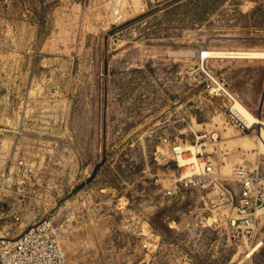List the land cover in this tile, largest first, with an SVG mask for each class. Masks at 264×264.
<instances>
[{
	"label": "rangeland",
	"instance_id": "rangeland-1",
	"mask_svg": "<svg viewBox=\"0 0 264 264\" xmlns=\"http://www.w3.org/2000/svg\"><path fill=\"white\" fill-rule=\"evenodd\" d=\"M209 50L264 53V0H0V236L45 218L67 264H264V213L227 225L264 58Z\"/></svg>",
	"mask_w": 264,
	"mask_h": 264
},
{
	"label": "built area",
	"instance_id": "built-area-1",
	"mask_svg": "<svg viewBox=\"0 0 264 264\" xmlns=\"http://www.w3.org/2000/svg\"><path fill=\"white\" fill-rule=\"evenodd\" d=\"M224 85V81H215L209 92L231 101V96L223 90ZM228 116L230 121L243 128L230 112ZM176 147L173 151L179 154ZM232 174L238 182V191L234 210L227 220L230 236L251 240L256 220L264 213V160L258 161L253 168L236 166ZM54 231L50 220L41 218L24 226L13 237L0 236V264H67Z\"/></svg>",
	"mask_w": 264,
	"mask_h": 264
},
{
	"label": "bare ground",
	"instance_id": "bare-ground-1",
	"mask_svg": "<svg viewBox=\"0 0 264 264\" xmlns=\"http://www.w3.org/2000/svg\"><path fill=\"white\" fill-rule=\"evenodd\" d=\"M237 52V51H236ZM199 55L197 56L198 58H199V60L202 62V60L204 59V58H207V57H236V58H254V57H257V58H259V57H263L264 58V53H260V52H258V51H252V52H246V51H240V52H237V53H233L232 51H226L225 52V50L224 51H222L221 52V50L220 51H212V50H209V51H202V52H200V53H198ZM196 57V56H195ZM215 88H213V90H214ZM223 90L225 91V89L223 88ZM236 102V101H235ZM232 110H233V112L235 111L237 114H239L238 116H240L241 114H243L244 116H245V118H244V120H245V122H249L248 124L250 125V123L251 122H253V123H257L258 124V122H259V120H255V119H253L252 118V116L250 117L249 116V114L248 115H245V113H243L244 111H243V109H242V107H241V105L239 106L238 104H233V106H232V108H231ZM230 112V111H229ZM234 112V113H235ZM239 112H241V114L239 113ZM246 112V111H245ZM247 113V112H246ZM231 115H233L232 113H231ZM234 117H235V115H233ZM237 116V115H236ZM236 118V117H235ZM243 118V117H242ZM237 119V118H236ZM238 120V119H237ZM239 121V120H238ZM241 122H242V120H241ZM241 122H239L240 124H241ZM243 124H244V122H242ZM243 124H241L242 126H243ZM256 124V125H257ZM244 127V126H243ZM263 131L260 129V138L262 139L263 137H264V133H262ZM264 140V139H263ZM263 143V142H262ZM261 143V144H262ZM263 147H264V144H263ZM178 147H176V149H177ZM178 150V152H179V149H177ZM177 156H178V154H177ZM183 157V156H182ZM182 159V158H181ZM180 159V160H181ZM187 159V158H186ZM182 161V163H183V159L181 160ZM185 161V160H184ZM189 162H192L191 160L190 161H188L187 162V160L183 163L184 165H182L183 167H184V171H187V172H185V174L186 173H188V171H191V164L189 163ZM194 162V161H193ZM192 172V171H191ZM258 214V213H257ZM259 218V217H258ZM255 228V227H254ZM264 242V241H263ZM260 243V242H259ZM256 249H257V246H256ZM254 250V249H253ZM254 252V251H253ZM249 253V252H248ZM251 253H252V249H251ZM247 255H250V253L249 254H247ZM247 257V256H246Z\"/></svg>",
	"mask_w": 264,
	"mask_h": 264
},
{
	"label": "water",
	"instance_id": "water-1",
	"mask_svg": "<svg viewBox=\"0 0 264 264\" xmlns=\"http://www.w3.org/2000/svg\"><path fill=\"white\" fill-rule=\"evenodd\" d=\"M261 99H262V94H261L260 101H259V105H258L257 116H259V108H260V104H261ZM262 240L264 241V237H263Z\"/></svg>",
	"mask_w": 264,
	"mask_h": 264
},
{
	"label": "crops",
	"instance_id": "crops-1",
	"mask_svg": "<svg viewBox=\"0 0 264 264\" xmlns=\"http://www.w3.org/2000/svg\"><path fill=\"white\" fill-rule=\"evenodd\" d=\"M239 263V262H238ZM238 263H236V264H238Z\"/></svg>",
	"mask_w": 264,
	"mask_h": 264
}]
</instances>
